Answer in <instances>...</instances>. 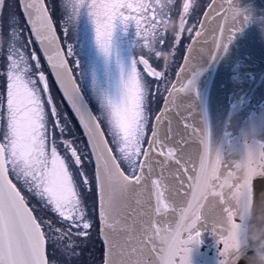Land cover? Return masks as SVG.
<instances>
[{
  "label": "snow or ice",
  "instance_id": "obj_1",
  "mask_svg": "<svg viewBox=\"0 0 264 264\" xmlns=\"http://www.w3.org/2000/svg\"><path fill=\"white\" fill-rule=\"evenodd\" d=\"M248 20L236 0H183L172 59L153 66L132 54L125 64L118 29L134 23V53L164 43L157 7L146 0H0V264H77L96 240L93 264H192L210 199L221 208L210 230L224 255L231 227L254 203L264 208V62L251 54L242 75L225 82L223 103L206 74ZM185 30L191 43L181 52ZM70 32L86 56L119 68L106 85L94 71L91 96ZM249 249L256 252L253 244L241 255Z\"/></svg>",
  "mask_w": 264,
  "mask_h": 264
},
{
  "label": "water",
  "instance_id": "obj_2",
  "mask_svg": "<svg viewBox=\"0 0 264 264\" xmlns=\"http://www.w3.org/2000/svg\"><path fill=\"white\" fill-rule=\"evenodd\" d=\"M216 2L219 4L222 3L223 0H216ZM236 4L249 16V20L243 26L242 31L236 34L235 40L231 45L229 56L210 68L206 74V78L209 79L211 84L210 95L220 103L225 102L227 96L231 95V91L226 87L225 82L231 81L233 77L242 75V68L244 64L251 59V54L254 56L258 66H261L262 62H264V0H236ZM206 10L207 9H205V11ZM201 19H203V16H201ZM213 27H215L214 24L209 25V35L206 37L209 41L211 40L210 33ZM189 43H191V40ZM37 45L40 49L38 42ZM44 60L47 64L45 58ZM182 62L181 60L180 63ZM141 67L143 68L142 65ZM48 69L51 74L50 68ZM51 76L55 81V77L53 75ZM56 85L59 89V85ZM68 107L70 109V105H68ZM72 114L74 115V113ZM259 182V178L254 179V188L258 187ZM205 214L208 217L209 228L200 229V243L192 246V264H221V262H223V264H226V262L227 264H233V261H235V264H260L257 253L252 252L251 249H249V252L246 254L240 255L238 259L235 258V252L221 255L219 250L223 251V246L217 242V238L210 230L211 223L218 218V215H222L221 208L210 199L205 208ZM170 219L172 218L170 217ZM242 222L246 227L250 225L256 227L264 226V208H262L259 203H254L249 218ZM249 230L251 231V229ZM258 243L259 241L248 240L249 247L253 244L256 246Z\"/></svg>",
  "mask_w": 264,
  "mask_h": 264
},
{
  "label": "flooded vegetation",
  "instance_id": "obj_3",
  "mask_svg": "<svg viewBox=\"0 0 264 264\" xmlns=\"http://www.w3.org/2000/svg\"><path fill=\"white\" fill-rule=\"evenodd\" d=\"M211 0H207V2H210ZM146 2L153 4L154 6L157 7V20L161 21L159 27L160 30L163 31L165 33L163 39H164V43L161 46V44L159 42H157L154 45V51L149 54L147 52L146 49H140L137 48L135 51V55L136 56H141L144 55L145 58H148L150 60V63L153 64V66H163L164 64V60L168 59L171 60L172 59V53L175 51V48L173 47L174 44V38L176 36L177 33L180 32V14L182 12V4H183V0H146ZM158 5H164V14H160V9ZM205 10V9H204ZM151 15V13H150ZM202 15V14H201ZM192 21L189 20L187 22V26L186 27H190L191 26ZM25 28V33L26 36L25 38H29L31 37L33 43H31L29 45V49L30 50H36L37 52V56L41 61V65L42 67L46 68V76H48L49 82L50 84H54V92L57 95L56 99L57 101H59V99L61 98V94L59 92V90L57 89V86L55 85L54 81L51 80V75L49 73V69L47 67V64L43 58V55L34 39V37L31 35L30 29L28 27H24ZM60 33H58L59 35ZM121 38L123 41L128 40V48L130 50V53L134 52L133 48L131 47V45L135 42V40L137 39L136 35H135V25L130 24L128 27V31L127 33H124L123 31H121L120 29L117 30L116 35H115V39ZM189 41V34L187 32V30H185L183 33H181V52L183 51V46L187 45V42ZM127 49H125L126 55L125 56H129L128 52L126 51ZM157 53H161L160 58L157 59ZM131 56V54H130ZM176 59L180 62L181 58L179 55H177ZM141 69V68H140ZM177 68H175L176 70ZM142 71V69H141ZM82 91H84L86 93V87L82 86ZM92 105L94 107H96L95 103L92 101ZM97 108V107H96ZM68 138V137H65ZM101 243L99 240H96L93 244H89L88 247L83 251L82 255L79 258V261L77 262V264H93V261H98L100 258V253H101Z\"/></svg>",
  "mask_w": 264,
  "mask_h": 264
},
{
  "label": "rangeland",
  "instance_id": "obj_4",
  "mask_svg": "<svg viewBox=\"0 0 264 264\" xmlns=\"http://www.w3.org/2000/svg\"><path fill=\"white\" fill-rule=\"evenodd\" d=\"M20 9H17V15L20 16L22 25H23V18L22 15L20 14ZM25 31V28H24ZM24 37L26 36V33L23 32ZM69 42L74 43L75 46V55L72 58L74 61L75 60H79L80 61V66L77 69V76L80 77V83L82 84L83 88L84 86L86 87V93L88 95H92V73L95 71L98 76L101 77L102 83H104L105 85L108 82V73L110 72L113 76H117L119 73V68L115 62V59L113 60L112 64L110 65V67L108 69H105L104 65H103V61L102 60H93L91 59L90 56H86L83 51H82V47L78 42V38L77 36L70 32L69 33ZM115 43H116V47L119 51V55H120V59L122 63H127L130 59V54H134V52L130 53V50L127 49L128 48V40L123 41L121 38L115 39ZM125 49H127L126 51L129 53V56H125L126 52ZM70 62H71V58H69ZM139 67V66H138ZM140 69V67H139ZM141 70V69H140ZM54 84H52V94L56 97L57 95L54 92ZM93 102L95 103L97 109L99 108V104L98 101L93 99ZM66 111H69L67 106L65 105V103H63L61 105ZM70 117H72V115L69 113ZM75 121H73L74 124Z\"/></svg>",
  "mask_w": 264,
  "mask_h": 264
},
{
  "label": "clouds",
  "instance_id": "obj_5",
  "mask_svg": "<svg viewBox=\"0 0 264 264\" xmlns=\"http://www.w3.org/2000/svg\"><path fill=\"white\" fill-rule=\"evenodd\" d=\"M158 55H161V53H158ZM249 239L259 241L256 245V253L259 257L260 264H264V226L256 227L250 225L246 227L243 222L234 224L230 230V244L226 254L235 252V258L238 259L241 255V250L249 246ZM233 264H235V261H233Z\"/></svg>",
  "mask_w": 264,
  "mask_h": 264
},
{
  "label": "trees",
  "instance_id": "obj_6",
  "mask_svg": "<svg viewBox=\"0 0 264 264\" xmlns=\"http://www.w3.org/2000/svg\"><path fill=\"white\" fill-rule=\"evenodd\" d=\"M68 112H69V111H68ZM69 113H70V112H69ZM73 121H74V119H73ZM74 124L77 125L75 122H74Z\"/></svg>",
  "mask_w": 264,
  "mask_h": 264
}]
</instances>
